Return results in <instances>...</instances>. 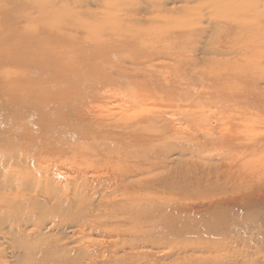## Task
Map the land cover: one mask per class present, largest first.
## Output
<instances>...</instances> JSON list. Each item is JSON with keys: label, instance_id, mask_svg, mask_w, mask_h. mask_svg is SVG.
<instances>
[{"label": "rangeland", "instance_id": "1", "mask_svg": "<svg viewBox=\"0 0 264 264\" xmlns=\"http://www.w3.org/2000/svg\"><path fill=\"white\" fill-rule=\"evenodd\" d=\"M144 1L140 0V5L137 6L140 10L129 9V13L124 14L116 12L111 17L100 16V13L98 17H101L103 23L101 22L102 24L95 31L101 37L100 43L105 45L99 43L98 48L102 50L103 47L105 51L102 50L103 56L97 62L98 66H88L87 75L83 81L80 79L70 84L60 83L58 87L65 91L67 89V94L63 92L55 98H40L37 102L33 100L35 102L33 107L26 110H41L43 109L41 105L46 104L48 106L43 110L46 111L47 121L64 127L63 129L55 128V133H58L54 136L57 151L54 159L55 175L62 181L72 182L74 178H78V182L82 180L84 185L89 184L87 192L83 191L86 213L90 218L85 228L87 234L85 242L90 250H96L94 253L96 255L88 257L85 262L86 264H115V262L120 264H196L197 258H206L210 253H217L221 264H250L255 257L261 256L256 252L260 249V234L264 235V210L262 207L236 210L230 205L232 203L229 202L228 196L236 191L242 196L251 194L255 199H264V174H261L264 173L262 169L264 158L260 159V176L256 174L255 179L250 183L251 186L233 187L229 184L231 183L229 178L227 182L218 184L226 186L228 190L217 195L206 194L199 190L194 191L192 186L196 183V186L204 187L207 180L213 181L212 178L207 177L210 165L221 171L229 170L239 162L233 157H231L232 160L230 158L229 161L221 160V162L214 160L216 157L207 159V154L217 155L212 146L213 141L211 143L212 138L219 137L226 144L228 143L227 145L234 147L235 149L226 151L229 154L238 151L240 154L245 153L244 149L253 146L254 143L260 146L264 144V7L262 5L264 0H260L259 34L246 33L234 27L233 24L221 19L216 20L202 1L192 2L182 10V5H173V0H170L166 6L160 7L161 12L157 13L144 9ZM103 3H106V0ZM89 8L91 12H94L93 10L95 12L92 16L90 12L89 18L86 19L84 16L77 15L83 9L74 8L71 0H52V2L50 0H0V86L2 85L0 100L3 99L2 103L16 102L21 94L22 84L20 82L35 77L34 73L28 70L29 67L28 69L23 67L21 57L26 53L34 52L38 33L49 34L47 31L60 29L62 36L67 38L71 35L76 36L79 42L84 39L77 48L78 51L84 50L87 46L93 47L86 43L85 32L68 28L66 25L71 16L77 22L83 21L87 24L95 20V14L98 12L93 6ZM131 19L132 21L137 19L140 22L136 20L134 25ZM244 19L249 23L247 17ZM153 21L157 22V25ZM147 43L150 44L147 45ZM75 44L79 45V43ZM135 59L140 60L141 65H135ZM132 71L136 72L132 73ZM31 83L33 85H29L34 87L41 85ZM25 94L29 98L34 97L31 93L25 92ZM146 114L149 115L146 116ZM122 115L134 121L131 123L133 124L132 130L128 132L144 144H153L151 141L155 133L143 125H138V121L162 118L176 131H182L181 134L188 133L187 136L197 137L200 147H204L205 150V153L198 154L199 157L178 151L164 161L155 163L151 180L159 179L160 182L148 190L149 192L145 194L138 192L137 194H144L143 197L150 200L152 205L160 206H152V209L147 208L139 212L135 217L134 227L132 222L123 221L124 226L135 228L127 238L129 241H125L121 236L118 237L119 234L113 226L116 222L109 220V213L105 207L109 203L114 205L123 200V190L112 194L106 191L105 194L92 189V187L98 188L103 184L104 179L110 175L109 171L105 169L98 172L87 170L84 164L85 158L79 156L78 159V156L71 153L72 145L80 146L83 130L87 129L90 124L99 122V120L101 122L104 118L105 124L111 125L110 119L113 117L110 118V116L117 119ZM183 115L188 116L185 118ZM73 116L76 119L74 121ZM108 118H110L109 121ZM179 122L182 123L180 126ZM218 130L222 133L217 132ZM205 132L206 134L209 132V136ZM213 134L219 136H212ZM63 136L64 139H62ZM205 144L208 147H205ZM164 162H167L166 165ZM152 165L154 166V163ZM235 174V177L238 176L237 173ZM130 187L136 188L138 185L133 183L129 185ZM256 191H259L260 195ZM171 197L179 198L180 201L175 202ZM163 200L169 201L167 206L172 208L171 211L164 210ZM209 203L214 205L211 206ZM159 207L161 209H158ZM189 207L191 209H188ZM163 216H167L173 224H181L183 227L192 226L193 232H185L174 237L170 244L164 242L163 238L169 237H164V234L160 235L158 232L154 233V230L158 228L162 230L160 227L166 220ZM108 221L111 225H104L109 223ZM123 222L121 225L124 224ZM242 226H245L246 230L241 232L239 228ZM57 236L66 239L71 237V234L65 231L57 233ZM182 240L189 241V247L198 246V250L205 252L192 251L189 247L186 248V252L180 251L176 243Z\"/></svg>", "mask_w": 264, "mask_h": 264}, {"label": "bare ground", "instance_id": "2", "mask_svg": "<svg viewBox=\"0 0 264 264\" xmlns=\"http://www.w3.org/2000/svg\"><path fill=\"white\" fill-rule=\"evenodd\" d=\"M50 1L52 2V0ZM103 1L104 0H71L72 4L74 5V8H79L80 10L83 9V11L77 14L78 16L81 17L84 16L86 19L87 17L89 18L91 12L90 11L91 9L89 7L91 6L95 7L96 11L98 12L95 14L96 18L93 17L95 18V20L89 22L88 24L83 21L77 22L76 20H74L73 16H71L68 19L66 24L68 28L85 32L86 35L85 40L87 39L86 43L88 45H93L92 48L90 46H87L86 44L87 47H85L84 50L78 51L77 48L81 45L84 39L81 42H79L76 36L74 37L71 35L68 38L62 36L60 29H57V31H47V33L49 34L38 33L36 36V47L34 52L31 54L26 53L21 57L23 67L26 68L29 67V69L28 68L27 69L30 70L32 74L34 73L33 76L35 77H31V79L23 80L20 82L22 84L21 94H20V98H18L16 102L12 101L11 103L10 102L2 103L3 99L0 100V264H86L85 261L88 257L96 255L94 254L96 253V250H92V249L90 250L89 245H87L85 242V237L87 235L85 232V228L87 227L88 225L87 223L90 218L86 213L87 208L85 206V198H84L85 195H83V191H85L84 193L87 192V188L89 187V184L84 185L82 180L78 182V178H74L72 182L62 181L55 175L56 173H54V159L57 156L56 155L57 151L55 150V137H54L57 132L55 133V130L60 128L63 129L64 127L60 125L57 126L54 124V122L51 123L47 121L46 111L43 110L48 106L46 104H42V105L40 104L43 109L41 110L37 109L38 111L37 110L26 111V110H28L40 98H45V97L55 98L58 97V94H62L63 92L64 94H67L68 93L67 89L65 91L58 87L60 83L70 84V83L78 82L80 81V79H82L83 81V78L85 77V75H87L86 68L88 66L97 65V62L99 61V59H101L100 57L103 56L102 55L103 47L102 50H100V48H98V45L100 44L104 45V43H100L101 37L99 33L95 31L103 23L102 20L100 19L101 18L100 16L106 15L111 17L112 14L116 12L117 13L122 12L124 14V13H129V9L140 10V8L137 7L138 5H140L139 3L140 0H117L115 2H112L111 0H106V3H103ZM168 1L170 0H145L144 9L153 10V12L157 13L162 9V8L160 9V7L166 6V4H168L167 3ZM195 1H202L203 4H205V6L207 7L205 8L209 9L210 13H212V15L216 17V20L221 19L227 23L233 24L234 27L242 29V31L246 33L247 32L248 33L256 32L258 34L260 33V5H261L260 0H173L172 4L173 5L180 4L182 5L181 6L182 9ZM173 5H172V9H173ZM262 5L264 7V4ZM93 11L95 12V10ZM144 11L146 12V10ZM94 12H91V16L93 15L92 13ZM98 15L100 16L98 17ZM246 17L247 19H249L248 21L249 23L245 21L244 18ZM132 20L133 19H131V21ZM136 20L134 19L132 23L134 24ZM156 21L158 22L159 20L156 19ZM157 22L154 23L157 25ZM162 24L164 26L163 22ZM86 30L89 31L87 32ZM75 43H79V45H76ZM148 44L150 43H147V45ZM146 60H148V58ZM134 61H135L134 62L135 65L137 66L141 65V63H139L140 60L135 59ZM171 62H173V60ZM226 63H228V61H226ZM221 64H223V62ZM209 66L211 65L209 64ZM127 71H129V69ZM133 72L136 71H132V73ZM170 81L172 80L170 79ZM31 82L33 83L35 82L34 84H41V85L39 86L35 85L36 87H34L32 86L33 84ZM196 82L198 81L196 80ZM29 84L32 85L30 86ZM125 85H127V83ZM25 92L33 94L34 97L31 96L32 99L27 97V94H25ZM188 95L191 96L190 94ZM189 98L191 99L192 97ZM204 99L206 98L204 97ZM135 104L137 105L138 103L136 102ZM148 115L149 114H146V116ZM186 116L183 115V117L185 118ZM110 118H108V121L109 119L111 120L110 121L111 125L105 124L106 120H104L103 118L102 119L103 121L101 122H103L104 124L101 123L99 120V122L97 121L93 124H90L87 129L83 130L82 138H80V142H81L80 146L76 147V145H72L71 153H73L72 155L76 157L78 156L77 157L78 159L79 156L85 158L84 164H86L85 168L87 170H91L92 172H98L101 171L102 169H105L109 171L110 175L106 179H104L103 184L98 188L92 187V189L94 190L97 189L98 191L104 192L105 194L106 191H109L112 194L123 190L124 192L123 200H121L119 203H116L114 205L113 204L111 205V203H109V205H106L105 207L109 213L108 214L110 217L109 220H111L113 223L116 222V225L115 224L112 225L116 228V232L119 234L118 237L121 236L124 238L125 241H129V239L127 238H129V235L132 234L133 231L135 230V228L133 227H134L136 215L139 212L146 210L147 208L152 209V206L153 207L160 206L157 204H156L157 206L152 205L150 200L145 199V197H143L145 193L149 192L148 190H151V188L154 185L160 182L159 179L151 180L152 179L151 176L156 166L155 163L162 160L164 161L166 158L171 157L175 152L178 151L183 153L188 152L191 156L199 157V155H201L202 152L205 153V150L203 149L204 147L203 148L200 147L197 137L192 135H190L191 137L187 136L188 133L187 134L184 133L186 135L181 134L182 131L181 132L176 131L172 127V125H170V123H167L165 119L148 118L146 120L138 121V125H143V127L149 128L150 130H153L152 132L155 133V136L151 141V143L153 144H147V143L144 144L140 140L135 139L134 136H132V134L130 135V132H128L132 130L131 127L133 126V124L131 123L134 122L133 120H130L126 116L123 117V115L121 118H117V119H114V116H110ZM74 119L75 116H73V121ZM181 124L182 123L179 122V126ZM220 126H222V124L219 125L218 127L220 128ZM232 126L230 127L232 128ZM91 127L92 129H90ZM217 132H219V130ZM208 133L206 135L209 136ZM214 135L215 134H213L212 136ZM216 135L219 136L218 134ZM64 136L62 137V139L65 138ZM221 138L223 137L221 136ZM212 139H211V143L213 141L212 146L214 148V151H216L215 154L217 155L211 156V154L209 155L207 154L206 155L207 157L205 156L207 159L210 158L212 159L213 157H216L214 158V160H218L219 162H221V160L229 161V159L233 157L239 162L234 164L233 168L230 167L231 169L229 170L224 169L221 171L218 170L217 167L213 168L210 165L207 170L208 172L207 177L208 179L212 178L213 181L207 180L206 181L207 184L204 187L200 185L196 186L195 183L192 186V190L194 191L199 190L202 191L203 193L210 195L221 194L222 192L228 190V188H225L226 186L218 185V184L227 182L229 178L231 181V183L229 184L233 187L251 186L250 183L253 182V179H255L256 174L260 176V171H261L260 159L264 158V144L262 143L261 146L257 145V143L252 144L253 146H250L251 145L250 144L249 145L250 147L244 149L245 153L240 154V152L238 151L234 153L230 152L229 154L226 151L228 149H235L234 147L227 145L228 143L226 144L223 141V139L221 140L219 137L217 138L214 137V139L213 140ZM205 147H208V145L205 144ZM231 151H235V150H231ZM230 160H232V158ZM153 163L154 166L152 165ZM235 173L238 174V176H236L237 178L235 177L236 175ZM189 174L191 173L189 172ZM133 183H137L138 187L129 188V185ZM138 192H144V194H137ZM257 192L259 193V191H256V193ZM172 199L175 202L180 201V199L176 197H173ZM228 199L229 202L232 203L230 204L232 205V208L236 210L237 209L245 210L255 207L256 208L262 207V209L264 210V199H262V197H261L262 200H259V198L258 199L253 198L251 194L249 196H242L240 193L234 191L231 194H229ZM168 202H169L168 200L162 201V203H165L164 210L171 211L172 208L167 206ZM209 204L211 206L214 205L213 203H209ZM158 209L161 208L159 207ZM188 209H191V207H189ZM198 211L199 210H197V212ZM164 218L166 220L163 221L162 223L163 225L160 227L162 230H160L159 228L157 230H154V233L158 232L160 233V235L164 234V237L166 236L169 237V238H163L164 242L170 244L171 243L170 241H173L174 237L180 236L182 235V233L185 232H193L192 226L183 227L181 226V224L179 225L177 223L174 224L171 223L167 216H165ZM124 220H126V222L128 223L132 222L133 227L131 226V224H130L131 227L124 226L125 225V222H123ZM108 222L109 223H106L104 225L110 226L111 222L110 221ZM122 222L124 223L122 224L123 226L121 225ZM127 226H129V224ZM243 230H246L245 226L239 228V231L242 232ZM65 231H68V233L71 234V237H67L66 239H63V237L60 236L61 237L60 238L57 236V233L65 232ZM259 243H260V249L256 253H260L259 255L261 256L260 257L254 256L255 259L253 258L254 259L253 261L251 259L250 261H252V263L250 264H264V235L262 233L260 234ZM176 244H177L176 247H178L180 251L183 252H186L187 250L186 248L190 246L189 241H183V240L181 242L177 241ZM137 247H139V245H137ZM95 248L96 247H94V249ZM191 249L192 251H196V252L198 251L202 253L205 252L203 250H198L199 249L198 246ZM209 251H211V249ZM197 259L198 261L196 264H221L220 256L217 255V253H210L206 258L202 257ZM115 264H120V263L115 262Z\"/></svg>", "mask_w": 264, "mask_h": 264}]
</instances>
